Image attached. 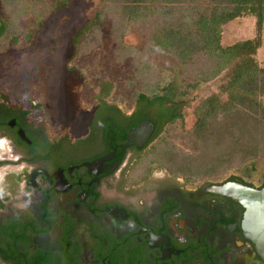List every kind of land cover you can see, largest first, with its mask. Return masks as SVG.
I'll return each mask as SVG.
<instances>
[{"label": "flooded vegetation", "instance_id": "af4514ba", "mask_svg": "<svg viewBox=\"0 0 264 264\" xmlns=\"http://www.w3.org/2000/svg\"><path fill=\"white\" fill-rule=\"evenodd\" d=\"M40 29L0 43V264H264L245 209L212 191L228 182L261 188L264 176L254 185L170 170L157 153L176 121L158 128L140 118L136 99L122 110L102 97L106 80L95 84L86 123L73 128L75 87L64 80L62 93L45 91L7 59L33 46ZM6 34L0 16V40ZM45 76L50 83L56 72ZM143 120L151 132L137 130Z\"/></svg>", "mask_w": 264, "mask_h": 264}, {"label": "rangeland", "instance_id": "374dc122", "mask_svg": "<svg viewBox=\"0 0 264 264\" xmlns=\"http://www.w3.org/2000/svg\"><path fill=\"white\" fill-rule=\"evenodd\" d=\"M55 1L57 0H12L7 3L0 0V16L7 26V34L0 43L4 47L11 43L12 38L18 39L28 28H41L37 31L33 46L23 52L11 49L7 59L9 62L23 63L28 71L25 75L32 76L31 81L36 78L40 80L45 91L62 93L64 80L69 81L68 87H75L73 93L67 92L73 97L72 107H80L70 111L73 128L79 129L86 123V111L91 106L92 93L96 92L95 84L98 82L106 80L112 84L108 100L125 110L134 105L139 92L147 91L153 86H163L171 79L175 58L171 54L152 49L149 42L151 26L126 23L120 18L116 11L118 0H71L67 6L53 12ZM98 14L99 19L95 20ZM89 23L93 24L92 27L80 31L73 49L72 36L77 29H83ZM252 34L253 20L249 17L239 18L224 25L222 44L228 45L251 37ZM2 60L0 58V65L4 62ZM257 60L264 66V25ZM66 67L73 68V77L66 73ZM207 67L206 60L201 58L182 79L195 82L197 70H205ZM45 72H56L55 79L49 83L51 79L47 81ZM77 73L83 79L82 84L74 78ZM217 84V80L209 81L197 84L194 89L189 90L185 97L187 106L183 109L182 119L164 132L157 153L160 158L166 160L167 156L175 157L179 163L182 158L197 157L198 150L203 145L210 147L212 143L218 144L219 134L222 135L237 120L233 113L219 115L211 124L213 127L209 128L213 136L208 138L213 141L193 138L196 112L204 98L217 90ZM262 100L264 102V96ZM167 166L183 175L213 176V180H222L233 175L258 185L264 176V143L258 145L253 157H245L240 167L229 165L209 175L179 170L168 161ZM242 166L249 170L247 174L240 170Z\"/></svg>", "mask_w": 264, "mask_h": 264}, {"label": "trees", "instance_id": "16d2710c", "mask_svg": "<svg viewBox=\"0 0 264 264\" xmlns=\"http://www.w3.org/2000/svg\"><path fill=\"white\" fill-rule=\"evenodd\" d=\"M1 1L9 3L12 0ZM68 1L71 0L55 1L52 11ZM118 1L116 11L120 18L126 23L151 26L152 49L171 54L176 60L172 77L166 84L137 94L136 105L143 108L140 118H150L158 128L165 122L182 119L189 90L214 80L218 83L217 90L199 106L193 138L209 139L208 136H213L209 128L219 115L236 114L237 120L219 134L218 144L203 145L197 157L182 158L179 163L175 157L167 156L168 163L188 173L209 175L229 165L239 166L245 157H253L258 145L264 143V66L257 60L262 44L264 0ZM243 17L253 20L251 37L223 45L224 25ZM98 19L99 14L95 20ZM92 25L86 24L82 30ZM201 58L206 60L207 69L197 70L195 82L183 80ZM111 89L112 84L103 81L102 97L105 98ZM240 170L245 174L249 171L243 166ZM231 178L242 179L239 176Z\"/></svg>", "mask_w": 264, "mask_h": 264}, {"label": "water", "instance_id": "95a60500", "mask_svg": "<svg viewBox=\"0 0 264 264\" xmlns=\"http://www.w3.org/2000/svg\"><path fill=\"white\" fill-rule=\"evenodd\" d=\"M137 130L148 129L151 132L153 123L143 120ZM212 191L225 195L238 202L245 209L243 225L247 235L264 253V186L254 188L236 182L216 185Z\"/></svg>", "mask_w": 264, "mask_h": 264}]
</instances>
